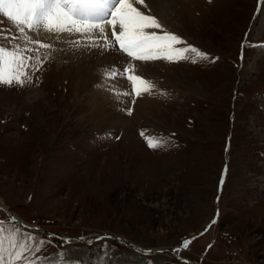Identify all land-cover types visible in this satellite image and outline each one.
Returning <instances> with one entry per match:
<instances>
[{
    "label": "rangeland",
    "instance_id": "1",
    "mask_svg": "<svg viewBox=\"0 0 264 264\" xmlns=\"http://www.w3.org/2000/svg\"><path fill=\"white\" fill-rule=\"evenodd\" d=\"M263 2L175 0L171 21L153 12L157 34L175 33L185 43L174 47L192 45L208 59L143 62L154 71L147 77L137 74L140 61L112 49L81 88L73 66L98 49L76 44L78 33H20L0 13V77H23L13 71L21 56L39 68L23 86L0 83L5 259L19 245L31 252L11 264H264ZM111 31L96 38L107 44ZM129 64L134 72L107 74ZM128 75L147 81L136 82L135 104L125 95L133 92ZM141 99L147 105H136ZM141 131L158 146L149 148Z\"/></svg>",
    "mask_w": 264,
    "mask_h": 264
},
{
    "label": "snow or ice",
    "instance_id": "2",
    "mask_svg": "<svg viewBox=\"0 0 264 264\" xmlns=\"http://www.w3.org/2000/svg\"><path fill=\"white\" fill-rule=\"evenodd\" d=\"M153 3L154 0H0V13L13 21L20 33L25 32V27L29 30L43 27L49 32L78 33L82 39L76 41V44H83L89 49L96 48L101 52L115 49L135 61L150 62L162 58L169 61L187 60L189 57L185 53L192 54L193 63L197 58L208 59L207 53L192 45L183 48L174 47L173 45L185 43L175 33L157 34L156 30L163 32V26L157 15L153 14ZM106 26L111 27V36L114 39L104 44L101 43V39L108 40L105 34ZM248 35V33L245 34L246 40ZM250 46L244 42L241 44L242 49ZM2 51L4 50L0 49V52ZM159 52H164V56L157 55ZM31 59L32 57L21 56L16 60V68L13 71L24 70L23 77L21 75H14L10 79L0 77V83L5 85L15 83L23 86L24 80L28 79V71H39L38 67L34 68L27 62ZM39 63L42 64L43 61ZM129 71H135L131 64L122 70H117L114 66L110 67L107 74L114 79ZM127 79L133 82V92L125 93V95L132 96L131 103L135 104V97L141 94L136 82L143 85L147 81L141 75H128ZM149 90L148 87L143 88L144 92ZM127 114H132L131 108L127 110ZM140 135L144 137L149 148L154 149L158 146L152 138L145 136L144 131H141ZM2 224L3 221H0V225ZM2 231L0 227V232ZM182 243L184 247H187L190 240H184ZM18 247L19 245H13L8 258L5 259L3 244L0 241V264H11L13 258L18 262L23 261L31 252V249L26 246L23 251H18ZM28 259L29 264H32L33 258Z\"/></svg>",
    "mask_w": 264,
    "mask_h": 264
},
{
    "label": "bare ground",
    "instance_id": "3",
    "mask_svg": "<svg viewBox=\"0 0 264 264\" xmlns=\"http://www.w3.org/2000/svg\"><path fill=\"white\" fill-rule=\"evenodd\" d=\"M264 3V2H263ZM175 5V0H154V3L152 4V7H153V12L154 13H156V14H158L160 17H162L163 19H166L167 20V18H168V20H170L171 21V19H170V16H171V14H173L176 10H175V8H176V6H174ZM213 5V4H212ZM213 7H214V5H213ZM191 12V11H190ZM211 16V15H210ZM162 20V19H161ZM165 20V21H166ZM215 20V19H214ZM161 23H162V21H161ZM171 23V22H170ZM172 25V24H171ZM43 28V27H42ZM109 29V28H108ZM36 30H38V29H36ZM40 30H41V28H40ZM39 30V31H40ZM38 31V32H39ZM107 31V30H106ZM63 34V33H62ZM69 34V33H68ZM75 34V33H74ZM42 35V34H41ZM210 35V34H209ZM45 36V35H44ZM69 37V36H68ZM43 38V37H42ZM45 38V37H44ZM40 39V38H39ZM45 40H46V38H45ZM40 41V40H39ZM70 52V51H69ZM111 52V51H110ZM70 53H74V52H70ZM76 53V52H75ZM91 55V56H90ZM85 54V53H83V55L79 58L77 55V59L79 60V63L80 64H78L77 66H73L72 64H70L71 66H73V67H75L74 69V72L76 71L77 73H80L81 74V76L82 77H80V78H76L75 80H76V82L75 83H77V85H79L78 87L79 88H81L82 87V85H86V78H83V75H87V79L89 80L90 78H89V73L92 71V69H93V67H94V64L96 63L95 61H101V62H105L106 63V61H109L113 56H110V54H108V53H105V52H101V51H99V52H96V53H93V54ZM71 56H73V55H71ZM117 56H119L118 54H117ZM95 57H97V58H99V59H95ZM124 57V56H123ZM116 58V57H115ZM119 58V57H118ZM75 59V58H74ZM114 61V60H113ZM143 65V66H142ZM138 67H137V74H141V73H143V71L145 72V74H146V76L148 77L150 74H152V73H154V71H153V69H152V67L150 66H148V63H146L145 65H144V63L143 62H140V64L139 65H137ZM73 67H71V68H73ZM70 74L71 73H69V77H70ZM79 74V75H80ZM144 74V73H143ZM151 78V77H150ZM68 87V86H67ZM78 88V89H79ZM70 94V93H69ZM136 105H142V106H145V105H147V103L145 104V102L143 103V100L141 99V100H138L137 101V104ZM124 120L123 121H125V122H127L128 120H130V119H127L126 117H122ZM41 128H42V130L43 129H45V127L46 126H44L43 127V125L40 123V125H39ZM40 128V129H41ZM44 131V130H43ZM0 207H2V205H0ZM4 208V207H3ZM9 218H10V220H13V219H16V217L13 215V216H11V214H9Z\"/></svg>",
    "mask_w": 264,
    "mask_h": 264
},
{
    "label": "water",
    "instance_id": "4",
    "mask_svg": "<svg viewBox=\"0 0 264 264\" xmlns=\"http://www.w3.org/2000/svg\"><path fill=\"white\" fill-rule=\"evenodd\" d=\"M223 173H226V170L224 169V171H223ZM223 179H221V181H222ZM222 183V182H221ZM16 217V216H15ZM9 220V219H8ZM10 222H19L21 225H23V226H25L26 228H29L28 226V224H26V223H24V222H22V221H20L19 219H17V217H16V219H13V220H9ZM29 229H33V230H35L36 228H34V227H31V228H29ZM41 232H43V234H45V235H52V236H59V237H62V238H66L65 236H62L60 233H56V232H53V231H47V230H44V229H42V230H40ZM53 234H55V235H53ZM105 236H107L108 238H111V239H115V240H117V241H119V242H121L122 244L124 243V244H128L124 239H121L120 237H118V236H116V235H113V234H107V235H105ZM74 241H82V239L81 238H79V237H74V239H73ZM88 241H90V240H87V241H85L86 243L88 242ZM128 245H130V244H128ZM131 246V245H130Z\"/></svg>",
    "mask_w": 264,
    "mask_h": 264
},
{
    "label": "built area",
    "instance_id": "5",
    "mask_svg": "<svg viewBox=\"0 0 264 264\" xmlns=\"http://www.w3.org/2000/svg\"><path fill=\"white\" fill-rule=\"evenodd\" d=\"M35 221H37V220H35ZM33 225H39V223H37V222H35ZM225 237L228 239V240H231V235H229L228 233H225ZM236 253H237V251L236 250H234V251H232V254L233 255H236Z\"/></svg>",
    "mask_w": 264,
    "mask_h": 264
}]
</instances>
